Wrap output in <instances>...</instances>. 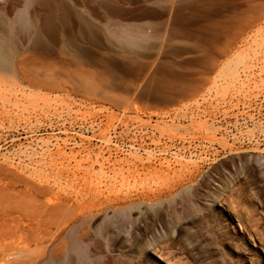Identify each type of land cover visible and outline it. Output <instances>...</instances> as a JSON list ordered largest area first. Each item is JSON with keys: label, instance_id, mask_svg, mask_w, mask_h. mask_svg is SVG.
<instances>
[{"label": "rangeland", "instance_id": "obj_1", "mask_svg": "<svg viewBox=\"0 0 264 264\" xmlns=\"http://www.w3.org/2000/svg\"><path fill=\"white\" fill-rule=\"evenodd\" d=\"M0 26V264L19 194L83 205L17 264L85 228L101 264H264V0H0Z\"/></svg>", "mask_w": 264, "mask_h": 264}, {"label": "bare ground", "instance_id": "obj_2", "mask_svg": "<svg viewBox=\"0 0 264 264\" xmlns=\"http://www.w3.org/2000/svg\"><path fill=\"white\" fill-rule=\"evenodd\" d=\"M27 11L28 10L25 8V10L23 12L21 11L17 16L18 25L21 26L22 32H24V36L27 39H31V38L38 39L39 38V40L40 39L43 40L44 35H46L45 34L46 31L44 30V28L38 29V27L32 21H29L30 19H28L29 15H27ZM54 16H55V13H53V18ZM51 21L52 20L50 19V21L48 22H51ZM87 21H84V26L81 28L82 35L85 37V39H87V37L89 36H93L95 39L96 38L101 39L99 37L101 35V32H100L101 30H98L99 27L94 26V24L92 25L90 24V22H87ZM46 26H49V25H46ZM112 26L113 28L110 27L111 29H110V32L108 33V37L112 41L119 42L120 43L119 47L121 49L128 51L130 53H135V54L142 53V51L145 50L146 46L144 45V41L147 38L143 36L140 32H136L135 31L136 29L132 27H127V28L121 27L118 24H112ZM47 36L49 35L47 34ZM44 41H45V38H44ZM58 45H60V43ZM0 55L3 58L2 54ZM82 201L83 199H79V198L73 199V198H63L62 197L55 201L56 202L55 205H51L48 203L49 201L48 202L41 201L37 197L28 196V195L22 196L21 194H19L18 196L16 195L15 197L8 198V201L6 204V212H7L9 219L12 221V224L9 227L10 229L8 232V236L11 239V241L9 242V245L7 247V253H6L7 257L5 259L6 263H3V264H17V260H16L17 258H15V256H17L19 253L21 254L23 251L28 249V247H30L32 242L41 246L45 243L46 240L51 239L52 241H55L59 237V235L62 233V231L66 228V226H68L73 221H76L77 219H79V217L76 216V212H75L77 211L76 208L72 206L76 204L82 206L83 205ZM91 207L81 208L80 217H86L89 213L95 211L94 209L96 208L93 207L94 208L93 209ZM23 218L28 219L32 225L31 227L32 231L30 234L25 233V231L19 225L15 227V225L18 224L20 220L22 221ZM55 229L56 231H54ZM85 229H77L73 233L70 234V238L72 239V243L70 245H68L67 243H64V244L61 243V245H59L58 247L56 246L54 248V252L51 253L52 261L49 263L50 264H101V261H99V259H97L96 256H95L96 261H93L90 258V255L92 253V248L82 244V240H84V235H85L84 230ZM44 249L46 250L43 252L42 256L46 257L49 255L50 252L47 250V247L46 248L44 247ZM107 264H110V263L107 262Z\"/></svg>", "mask_w": 264, "mask_h": 264}]
</instances>
